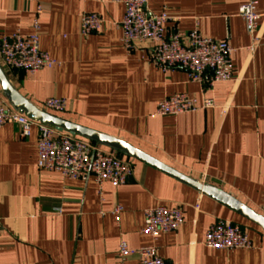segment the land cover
<instances>
[{"label":"crops","instance_id":"obj_1","mask_svg":"<svg viewBox=\"0 0 264 264\" xmlns=\"http://www.w3.org/2000/svg\"><path fill=\"white\" fill-rule=\"evenodd\" d=\"M248 1L147 4L150 13L167 14L168 28L226 41L233 49L232 79L226 82L192 83L184 70L158 69L148 60L150 43L126 51L119 29L124 6L114 0H42L39 46L57 64L30 74L0 61V69L40 111L47 99L61 98L63 113H45L118 139L264 217V0H255L261 15L255 42L237 14ZM84 13L102 18L99 32L80 35ZM35 14L34 0H0V37L30 34ZM176 94L210 100L212 107L155 115L156 104ZM37 135L35 127L26 138L17 126L0 127V264H116L122 241L131 249L153 245L166 264H264V229L213 198L123 155L117 158L131 166L128 181L102 183L100 198L92 180L39 170ZM158 206L180 208L183 222L152 240L142 232L143 212ZM216 220L240 226L251 248H207L204 235ZM126 264H136L135 258Z\"/></svg>","mask_w":264,"mask_h":264},{"label":"built area","instance_id":"obj_2","mask_svg":"<svg viewBox=\"0 0 264 264\" xmlns=\"http://www.w3.org/2000/svg\"><path fill=\"white\" fill-rule=\"evenodd\" d=\"M36 2V14L32 32L28 35L14 33L0 37V61L8 69L34 74L57 64L39 46L38 16L42 12V0ZM124 6V15L119 23L120 42L126 51L135 45L151 44L149 62L162 71L184 70L192 83L211 85L232 79L231 55L233 49L226 41L203 37L197 30L181 32L168 28L169 17L165 12L152 14L147 10L150 0H114ZM257 2L250 0L238 8V16L244 22L246 33L252 42L256 41L258 21ZM104 21L96 14L84 13L79 18V33L82 36L97 33ZM212 107L210 100L199 103L185 94H176L156 104L155 115L179 116ZM65 100L49 98L42 104L44 112L63 113ZM13 125L19 128L21 138L30 135L33 127L37 130V168L56 173L66 179L94 181L101 198V184L113 186L126 184L131 175V166L96 144L83 139L72 138L66 133L36 123L8 107L0 96V127ZM264 215V200L261 205ZM121 208L113 211L116 222L120 219ZM142 232L152 240L159 234L173 232L183 222L180 208L158 206L145 210ZM203 244L213 250H247L251 242L240 226L225 220H216L207 228ZM135 258L136 264H166L158 256L153 245L139 249L129 248L123 241L118 246L116 264H126L128 258Z\"/></svg>","mask_w":264,"mask_h":264},{"label":"water","instance_id":"obj_3","mask_svg":"<svg viewBox=\"0 0 264 264\" xmlns=\"http://www.w3.org/2000/svg\"><path fill=\"white\" fill-rule=\"evenodd\" d=\"M0 85L1 91L0 96L11 106L16 112L25 116L29 120L44 124L55 131L63 132L71 136L72 138L83 139L86 141L93 142L99 148L105 147L111 151V153L118 157L120 155L133 157L146 164L154 167L164 173L169 174L170 176L178 179L179 181L190 185L191 187L195 188L196 190L202 192L203 194L213 198L214 200L220 202L224 206L232 209L233 211L237 212L238 214L244 216L245 218L255 222L258 224L262 229H264V217L262 215L256 214L255 212L249 210L243 204L229 196L228 194L224 193L223 191L210 186L208 184H200L198 181L187 178L173 169L167 167L164 164H161L157 160L135 150L134 148L130 147L126 143L112 138L107 135L99 134L94 131H90L79 126L73 125L68 123L60 118L47 114L44 111H40L35 106L27 102L24 98H22L8 83L6 80L2 70L0 69Z\"/></svg>","mask_w":264,"mask_h":264}]
</instances>
